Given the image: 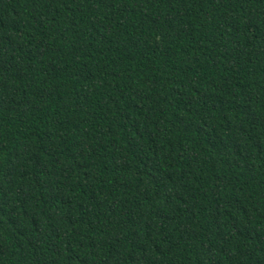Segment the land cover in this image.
Returning a JSON list of instances; mask_svg holds the SVG:
<instances>
[{"label":"trees","instance_id":"obj_1","mask_svg":"<svg viewBox=\"0 0 264 264\" xmlns=\"http://www.w3.org/2000/svg\"><path fill=\"white\" fill-rule=\"evenodd\" d=\"M0 264H264V0H0Z\"/></svg>","mask_w":264,"mask_h":264}]
</instances>
